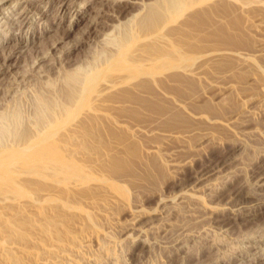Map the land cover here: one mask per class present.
Masks as SVG:
<instances>
[{"label": "rangeland", "instance_id": "obj_1", "mask_svg": "<svg viewBox=\"0 0 264 264\" xmlns=\"http://www.w3.org/2000/svg\"><path fill=\"white\" fill-rule=\"evenodd\" d=\"M161 1L0 0V264H264V0Z\"/></svg>", "mask_w": 264, "mask_h": 264}, {"label": "bare ground", "instance_id": "obj_2", "mask_svg": "<svg viewBox=\"0 0 264 264\" xmlns=\"http://www.w3.org/2000/svg\"><path fill=\"white\" fill-rule=\"evenodd\" d=\"M192 1L193 0H163L160 2V5L163 6L165 9H167L166 11H168L167 13L170 17H175L183 13L184 9L186 8L185 6L187 4L193 5L195 2L202 3V2H206L207 0H196L193 2Z\"/></svg>", "mask_w": 264, "mask_h": 264}]
</instances>
